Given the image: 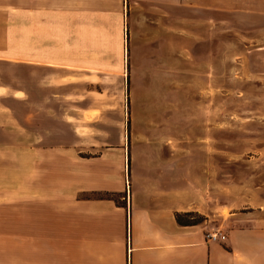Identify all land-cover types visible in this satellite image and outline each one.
Segmentation results:
<instances>
[{"label": "rangeland", "instance_id": "rangeland-1", "mask_svg": "<svg viewBox=\"0 0 264 264\" xmlns=\"http://www.w3.org/2000/svg\"><path fill=\"white\" fill-rule=\"evenodd\" d=\"M136 174L194 189L213 231L264 211V0H0V234L26 187Z\"/></svg>", "mask_w": 264, "mask_h": 264}, {"label": "crops", "instance_id": "crops-1", "mask_svg": "<svg viewBox=\"0 0 264 264\" xmlns=\"http://www.w3.org/2000/svg\"><path fill=\"white\" fill-rule=\"evenodd\" d=\"M43 65L55 80L57 60ZM165 184L136 174L132 186L114 191L115 199H80L90 189L69 187L53 191L51 202L43 187H26L15 219L19 232L0 234V264H264V211L259 217L232 213L221 232L225 240L212 242L206 235L220 230L207 222H176V213L201 210L194 189L179 191L180 183L168 179Z\"/></svg>", "mask_w": 264, "mask_h": 264}, {"label": "trees", "instance_id": "trees-1", "mask_svg": "<svg viewBox=\"0 0 264 264\" xmlns=\"http://www.w3.org/2000/svg\"><path fill=\"white\" fill-rule=\"evenodd\" d=\"M195 216V213L193 212H188V213H176L175 219L176 222L181 225V226H196L200 225V222H193L188 219H193Z\"/></svg>", "mask_w": 264, "mask_h": 264}, {"label": "built area", "instance_id": "built-area-1", "mask_svg": "<svg viewBox=\"0 0 264 264\" xmlns=\"http://www.w3.org/2000/svg\"><path fill=\"white\" fill-rule=\"evenodd\" d=\"M206 238H207L209 241H212V242H218V241H223V240H225V236L222 235L221 232L208 233V234L206 235Z\"/></svg>", "mask_w": 264, "mask_h": 264}]
</instances>
